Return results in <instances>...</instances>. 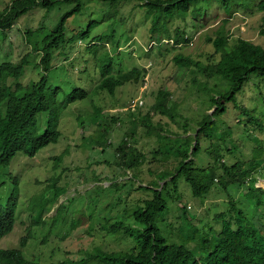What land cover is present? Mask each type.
<instances>
[{"label": "rangeland", "instance_id": "obj_1", "mask_svg": "<svg viewBox=\"0 0 264 264\" xmlns=\"http://www.w3.org/2000/svg\"><path fill=\"white\" fill-rule=\"evenodd\" d=\"M10 1L0 0V11ZM138 4V1H123L117 4V14L107 18L110 5L96 1L89 3L88 12L92 18H104L93 28L91 36L114 33L113 36L108 42H98L97 56L87 49L89 41L79 40L68 44L66 57L61 55L54 61L56 67L50 73L52 84H59L65 91L74 86L84 87L88 96L71 103L63 112L60 120L62 136L58 143L49 145L31 159L20 154L2 169L1 202L7 203L17 186L10 178L11 173L20 176V197L17 224L9 235L0 239V249L20 247V241L29 229L32 236L28 237L23 252L29 259H38L40 264H73L74 260L84 256L85 251L96 247L105 251L129 248L132 245L129 237L109 233L105 227L118 220L135 225L133 211L154 197L150 187L162 173L175 171L176 158L165 160L154 155L164 140L157 136L158 129L162 128L169 136L164 140L165 144L169 141L173 142L172 145L179 144L184 137L194 136L200 122L216 110L212 94L225 91L230 85L221 76L208 77L195 67H180L174 57L182 54L202 64L217 61L220 53L215 52L208 39L221 34L228 36L231 43L243 38L264 46V35L260 33L264 11L258 6L252 10L238 8L230 15L216 5L212 12L198 17L196 25L191 15L186 21L175 19L170 22L171 34L176 27L186 30L190 38L187 43L178 46L164 43L152 47L153 41L158 42L151 39L152 20L147 19ZM69 8L66 4L58 5L47 13L46 9L37 7L23 15L13 28L6 31L7 36L0 43V64L6 61L19 63L28 55L30 64L22 81L27 84L31 79H38L42 73L36 66L41 55L32 52L24 32L42 25L50 29L55 27ZM77 24L84 28L86 15L69 19L70 29L76 30ZM104 49L114 56L115 69L139 67L145 70V78L118 87L114 94L101 90L103 61L100 56ZM162 89L171 92L170 105L174 102L178 105L175 120L152 110L157 93ZM133 100H144L145 104L137 107ZM237 101L253 112L257 120L248 119L238 106L228 102L227 111L217 117V124L211 125L214 137L211 140L207 136L201 138L202 150L195 162L199 167H217V176H220L223 162L233 165L237 161H256L253 178L241 187L235 184L223 187L218 178L211 192L204 197L194 196L190 185L181 178L178 193L175 194L170 187L173 196L169 199L166 221L159 224L170 242H183L182 237L186 235L191 237L187 246L199 257L210 249L201 250V242L212 239L223 226V219L216 218L217 214L225 212L226 219L234 226L236 218L231 213L230 199L245 212L246 222L252 221L251 224L258 229L261 227L264 235V76H253L238 93ZM96 108L102 110L99 115H96ZM148 112L152 114L154 126L151 133L141 123ZM113 116L119 121L112 123ZM104 122L110 125L106 139L102 138ZM127 138L144 154L143 163L131 170L116 163V157L119 160L121 156L118 148ZM176 138L179 140L174 143ZM211 143L218 147L221 163L215 159L214 153L208 151ZM53 181L65 187L66 192L55 204L47 207L43 214L45 224L35 226L32 224L35 216L30 210L32 197L41 193L48 196V186ZM116 182L119 188L115 187ZM176 195L180 196V202L175 201ZM61 204L65 206L61 209L63 216L55 219ZM191 225L200 230H194Z\"/></svg>", "mask_w": 264, "mask_h": 264}, {"label": "trees", "instance_id": "obj_2", "mask_svg": "<svg viewBox=\"0 0 264 264\" xmlns=\"http://www.w3.org/2000/svg\"><path fill=\"white\" fill-rule=\"evenodd\" d=\"M95 1L110 5L106 12L107 18L117 14V4L123 1H138V8L146 14L148 20H152L151 39L158 41L157 46L163 45L160 43L164 39L172 38L174 45L177 46L190 41L184 28L176 27L174 34H171L170 22L175 19L186 21V18L191 15L196 25L199 21L196 19L206 16L209 11L212 12L216 5L221 6L230 15L238 8L252 10L258 6L261 11H264V0H11L0 11V43L7 36L6 31L13 28L23 15L34 8H44L47 13H51L58 5L66 4L71 8L62 14L55 27L50 29L42 25L24 32L32 52L41 55L36 66V69H40L42 73L38 79H31L27 84L22 81L30 64L28 55L19 63L6 61L0 64V175L2 169L8 167L18 155L31 159L49 145L58 143L62 136L60 120L63 112L71 103L88 96V90L84 87L74 86L70 91H65L59 84L53 85L50 73L56 67L53 63L57 57L61 55L66 57L65 50L70 42L89 41L87 49L97 56L98 42L102 40L108 42L107 40L113 36L114 33L91 36L93 28L99 26L104 20L103 16L92 18V14L88 12L87 5ZM80 14L86 15L87 25L82 28L77 24L80 29H70L69 19ZM260 33L264 35V24ZM208 41L213 43L215 52L220 53L219 60L202 64L190 56L178 54L174 57V62L180 67H195L208 77L221 76L230 82L225 91L212 94L216 110L212 114H207L200 122L194 136L184 137L179 144L172 145V141L165 144L164 140L169 136L165 135L162 128L158 129L157 136L164 140H161L162 144L154 155L161 156L165 160L176 158L178 164L175 171L162 173L155 185L150 187L154 197L145 200L143 205L133 211L135 225L118 220L109 224V227H105L109 233H121L129 237L132 245L119 251H105L96 247L85 251L84 256L74 260L73 264H264L262 228L258 229L251 224L252 221L246 222L245 212L235 204L233 199H230V205L231 213L236 218L234 226L231 220L226 219L225 212L217 214L216 218L223 219V226L212 239L201 242V250L210 248L201 257L187 246L191 237L186 235L182 237L183 242H170L159 226L162 221H166L169 199L173 196L170 187H173L175 194L178 193V181L181 178L190 185L194 196L204 197L211 192L218 178V182L223 187L229 184L241 187L248 184L256 169V161H237L233 165L221 163L219 149L213 143L208 147V151L210 154L214 153L215 159L221 163L222 174L217 176L215 166L206 168L196 165V156L202 150L201 138L207 136L211 140L214 137L215 133L212 134L211 125L217 124V117L227 111L228 102L238 106L248 119L257 120L253 112L238 104L237 95L247 82L252 81L253 76H264L263 45L243 38H237L234 43H231L230 38L225 34L214 39L210 37ZM101 55L100 59L103 61L99 83L101 90L114 94L118 87L128 82H139L145 78V70L139 67L130 70L115 69L113 65L115 58L110 51L104 49ZM170 99V91L160 90L152 110L175 120L178 115V105L175 102L170 105ZM101 111L100 108H96V115H99ZM111 121L116 123L119 120L113 116ZM141 123L148 128V133L153 132L151 112L143 116ZM103 124L102 138L106 139L110 125L107 122ZM177 140L179 139L176 138L174 143ZM132 145L128 138L122 141L118 148L121 152L120 159L117 160L116 157L118 166L131 170L143 163L144 154ZM10 178L17 186L7 203L3 204L0 200V239L9 235L18 221L20 176L11 173ZM3 183L0 182V187ZM117 183L115 187L119 188ZM48 189L50 191L48 196L41 193L32 197L30 210L35 216L32 222L35 226L45 224L43 214L47 211V207L55 204L66 192L65 187L58 186L55 181L49 184ZM175 201L180 202L179 195L175 196ZM63 207L65 206L61 204L55 219L63 216L61 212ZM184 212L186 213L187 210L185 209ZM191 227L194 230H200L192 225ZM31 236L29 229L28 234L21 239L20 247L0 249V264H40L38 259H29L23 252L27 239Z\"/></svg>", "mask_w": 264, "mask_h": 264}, {"label": "built area", "instance_id": "obj_3", "mask_svg": "<svg viewBox=\"0 0 264 264\" xmlns=\"http://www.w3.org/2000/svg\"><path fill=\"white\" fill-rule=\"evenodd\" d=\"M164 43H166V44H169V43L174 44V40L173 39L172 40L164 39L160 44H164ZM157 44H159V43L156 42V41H153L152 42V47L157 45ZM132 103H133L134 106L142 107L145 104V101L144 100H133Z\"/></svg>", "mask_w": 264, "mask_h": 264}]
</instances>
